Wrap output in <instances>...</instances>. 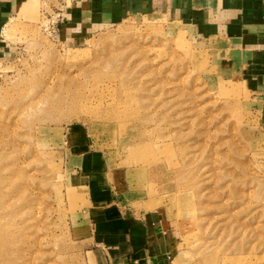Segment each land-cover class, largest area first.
<instances>
[{"label":"rangeland","instance_id":"1","mask_svg":"<svg viewBox=\"0 0 264 264\" xmlns=\"http://www.w3.org/2000/svg\"><path fill=\"white\" fill-rule=\"evenodd\" d=\"M68 3L27 0L3 27L0 264H97L72 184L85 152L125 206L164 216L174 264H264V114L225 44L141 15L76 45Z\"/></svg>","mask_w":264,"mask_h":264},{"label":"crops","instance_id":"2","mask_svg":"<svg viewBox=\"0 0 264 264\" xmlns=\"http://www.w3.org/2000/svg\"><path fill=\"white\" fill-rule=\"evenodd\" d=\"M27 0H0V65L12 57L3 27ZM153 15L223 42L225 56L264 114V0H69L60 13L62 40L81 45L90 35L131 16ZM99 156L80 154L73 188L84 196L80 242L97 264H174L176 235L155 210L129 208L103 172ZM84 227V229H83Z\"/></svg>","mask_w":264,"mask_h":264},{"label":"bare ground","instance_id":"3","mask_svg":"<svg viewBox=\"0 0 264 264\" xmlns=\"http://www.w3.org/2000/svg\"><path fill=\"white\" fill-rule=\"evenodd\" d=\"M13 234V233H12ZM10 235V234H9ZM17 241V240H16Z\"/></svg>","mask_w":264,"mask_h":264}]
</instances>
